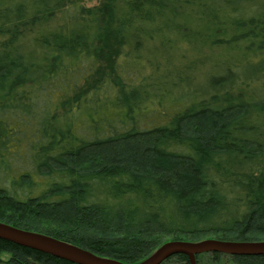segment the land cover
Returning a JSON list of instances; mask_svg holds the SVG:
<instances>
[{
	"label": "trees",
	"instance_id": "trees-1",
	"mask_svg": "<svg viewBox=\"0 0 264 264\" xmlns=\"http://www.w3.org/2000/svg\"><path fill=\"white\" fill-rule=\"evenodd\" d=\"M3 162L0 221L100 256L263 241L264 0H0ZM0 264L75 263L0 238Z\"/></svg>",
	"mask_w": 264,
	"mask_h": 264
},
{
	"label": "water",
	"instance_id": "water-1",
	"mask_svg": "<svg viewBox=\"0 0 264 264\" xmlns=\"http://www.w3.org/2000/svg\"><path fill=\"white\" fill-rule=\"evenodd\" d=\"M0 238L75 264H127L114 258L97 255L53 236L18 228L2 221H0ZM211 252L226 255H264V240L231 241L212 238L201 241L169 240L137 264H161L175 254H185L190 264H196L197 254Z\"/></svg>",
	"mask_w": 264,
	"mask_h": 264
},
{
	"label": "rangeland",
	"instance_id": "rangeland-1",
	"mask_svg": "<svg viewBox=\"0 0 264 264\" xmlns=\"http://www.w3.org/2000/svg\"><path fill=\"white\" fill-rule=\"evenodd\" d=\"M83 2L86 4V5H93V4H95V3H97V0H83ZM184 47H186V45H184ZM172 107H171V105H169L168 106V109H171ZM148 110H149V119H154V120H160L159 119V114H158V111H160L161 109L157 106V109L156 108H154V106L152 107V108H147ZM159 109V110H158ZM13 157H16V156H13ZM13 157H9V159H10V161H14L15 159L13 158ZM16 163H18L17 161H16ZM25 163V162H24ZM23 163V164H24ZM5 164H6V162H3L2 163V166H3V168H2V166H1V171L2 172H0V178H2V179H5V177L6 176H8V175H15V174H13V173H10V172H8L7 171V168L5 167ZM26 164V163H25ZM11 165V168L10 169H8V170H22L17 164H10ZM38 181V179H36V182ZM34 193H35V195H37L38 194V190H35L34 191ZM8 224V223H7ZM204 239H209V238H204ZM212 239H215V238H212ZM201 240H203V239H201ZM201 240H198V241H201ZM167 241H169V240H167ZM166 241V242H167ZM125 263V262H124ZM128 264V263H127Z\"/></svg>",
	"mask_w": 264,
	"mask_h": 264
}]
</instances>
